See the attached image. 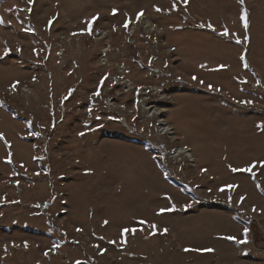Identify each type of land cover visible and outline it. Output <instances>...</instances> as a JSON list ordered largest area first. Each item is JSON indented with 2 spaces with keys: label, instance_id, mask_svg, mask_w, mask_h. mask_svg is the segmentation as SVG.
<instances>
[{
  "label": "rangeland",
  "instance_id": "374dc122",
  "mask_svg": "<svg viewBox=\"0 0 264 264\" xmlns=\"http://www.w3.org/2000/svg\"><path fill=\"white\" fill-rule=\"evenodd\" d=\"M0 21V264H264V0Z\"/></svg>",
  "mask_w": 264,
  "mask_h": 264
},
{
  "label": "bare ground",
  "instance_id": "6f19581e",
  "mask_svg": "<svg viewBox=\"0 0 264 264\" xmlns=\"http://www.w3.org/2000/svg\"><path fill=\"white\" fill-rule=\"evenodd\" d=\"M156 92H158V93H161V95L164 93V91L163 90H160L159 88H157L156 87V89H154ZM25 93H27V92H25ZM155 116H159L160 115V113H156V114H154ZM160 129H161V131L165 134V135H172V132H173V130L170 128V127H168L167 126V124H165V121L164 120H161V123H160ZM191 151L190 150H185V149H178V150H176V152H175V155L177 156V157H179V156H181V157H184V158H186V159H190L189 161H193V155L190 153ZM175 155H174V157H175ZM177 159V158H176ZM125 207V206H124ZM128 207V206H127Z\"/></svg>",
  "mask_w": 264,
  "mask_h": 264
},
{
  "label": "snow or ice",
  "instance_id": "6c2138e0",
  "mask_svg": "<svg viewBox=\"0 0 264 264\" xmlns=\"http://www.w3.org/2000/svg\"><path fill=\"white\" fill-rule=\"evenodd\" d=\"M241 2H242V0H241ZM246 15V14H245ZM0 23H2V21H0ZM245 27H247V22H246V20H245ZM224 35H227V32H225L224 33ZM81 135H83V133H81ZM233 171H236V169H233ZM163 211V210H162ZM78 231H79V229H78ZM125 232H127L128 231V229H125L124 230ZM135 230H133V232H134ZM165 231H167V230H165ZM187 251V250H186ZM208 251H211V250H208ZM78 264H79V262H78Z\"/></svg>",
  "mask_w": 264,
  "mask_h": 264
},
{
  "label": "built area",
  "instance_id": "2783aa9c",
  "mask_svg": "<svg viewBox=\"0 0 264 264\" xmlns=\"http://www.w3.org/2000/svg\"><path fill=\"white\" fill-rule=\"evenodd\" d=\"M17 189H18V190H17L18 193L20 194V193L22 192V189L20 188V186H19ZM54 254H55V253H53V255H54ZM53 255H51V254L48 255V256H47V259L50 258V256H53Z\"/></svg>",
  "mask_w": 264,
  "mask_h": 264
}]
</instances>
